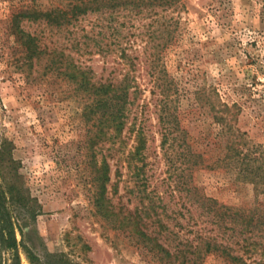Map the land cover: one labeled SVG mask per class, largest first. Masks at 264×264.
I'll use <instances>...</instances> for the list:
<instances>
[{
  "label": "trees",
  "instance_id": "obj_1",
  "mask_svg": "<svg viewBox=\"0 0 264 264\" xmlns=\"http://www.w3.org/2000/svg\"><path fill=\"white\" fill-rule=\"evenodd\" d=\"M23 1L9 8L6 26L15 72L32 80L50 76L65 81L87 101L83 116L94 129L96 211L105 212L113 224L123 212L120 227L131 228L132 239L159 264H202L206 257L257 264L250 260L264 257V209L258 202L264 196V143L250 139L238 121L243 106L264 100V60L258 52L264 35L254 32L262 40L254 37L245 45V61L237 67L247 78L233 100L219 84L204 80L186 87L169 72L166 58L181 39L182 0ZM94 55L110 65L107 77L97 76L90 65ZM139 66L147 68L152 84L148 102L137 84ZM151 100L167 173L162 181L168 183L172 202L148 189L146 114ZM189 115L208 124L197 139L182 126ZM130 139L134 145L126 151ZM104 143L109 144L108 155L101 153ZM112 153L118 155L115 176L121 178L119 167L126 163L136 180L140 203L133 210L121 204L116 213L112 196L117 191L105 195L112 180L107 160L114 158ZM201 170H221L237 187L251 185L256 202L251 207L219 203L195 183ZM126 193L135 194L131 189ZM0 241L17 257L12 228Z\"/></svg>",
  "mask_w": 264,
  "mask_h": 264
},
{
  "label": "rangeland",
  "instance_id": "obj_2",
  "mask_svg": "<svg viewBox=\"0 0 264 264\" xmlns=\"http://www.w3.org/2000/svg\"><path fill=\"white\" fill-rule=\"evenodd\" d=\"M19 1L0 0V235L6 237L12 228L17 242L15 257L0 241V264H159L132 239L131 228L120 227L123 212L113 224L105 212L96 211L98 184L90 144L94 129L92 121L83 116L85 98L60 79L47 76L32 80L15 72L12 38L7 37L6 26L9 8L20 5ZM182 2L181 39L166 58L169 72L186 82V87L204 80L219 84L227 90V97L238 100L235 89L247 76L237 64L245 61L246 43L254 37L262 40L256 33L264 35V0ZM23 3L29 4V0ZM258 52L264 60V44ZM90 59L97 76L107 77L110 65H103L98 55ZM103 67L108 69L102 72ZM146 70L145 66L137 67L135 76L140 89L145 90L142 99L148 102L152 84ZM152 104L154 100L146 114L148 189L155 188L165 201L172 202L168 183L162 181L167 173ZM181 123L194 139L208 127L193 115ZM238 125L254 142L264 143V100L255 107L243 106ZM131 145L133 139L127 140L125 150ZM108 146L104 143L102 154L108 155ZM113 157L107 158L112 180L105 195L111 197L117 191L112 196L116 213L121 204L133 210L140 203L136 180L126 163L119 167L121 178L115 176L118 155ZM97 159L100 162L101 154ZM194 178L206 195L221 204L251 207L256 202L251 185L237 187L221 170H201ZM130 189L135 194L126 193ZM258 202L264 209V196ZM250 261L258 264L264 257ZM202 264L229 263L220 257H206Z\"/></svg>",
  "mask_w": 264,
  "mask_h": 264
}]
</instances>
